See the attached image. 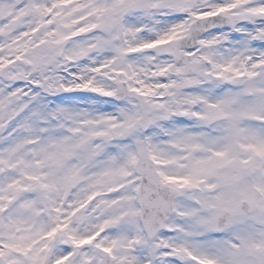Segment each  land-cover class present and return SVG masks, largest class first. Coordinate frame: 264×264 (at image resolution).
Returning a JSON list of instances; mask_svg holds the SVG:
<instances>
[{"label":"snow or ice","instance_id":"snow-or-ice-1","mask_svg":"<svg viewBox=\"0 0 264 264\" xmlns=\"http://www.w3.org/2000/svg\"><path fill=\"white\" fill-rule=\"evenodd\" d=\"M0 264H264V0H0Z\"/></svg>","mask_w":264,"mask_h":264}]
</instances>
